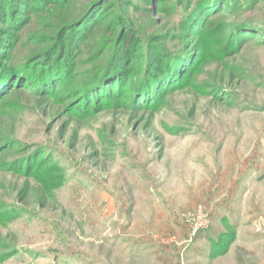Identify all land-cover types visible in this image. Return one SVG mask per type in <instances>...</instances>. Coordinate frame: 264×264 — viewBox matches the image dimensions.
<instances>
[{
	"label": "rangeland",
	"instance_id": "374dc122",
	"mask_svg": "<svg viewBox=\"0 0 264 264\" xmlns=\"http://www.w3.org/2000/svg\"><path fill=\"white\" fill-rule=\"evenodd\" d=\"M93 1L31 13L7 64L36 81L32 66L63 58ZM196 1L100 0L90 9L99 24L61 85H5L0 264H264V0L219 3L229 12L203 39L196 34L210 14L185 31ZM241 24L255 33L222 53ZM125 40L123 80L106 86L119 95L80 106V90ZM148 52L191 55L197 67L157 101L132 102L131 78ZM226 239V253L214 256V242Z\"/></svg>",
	"mask_w": 264,
	"mask_h": 264
},
{
	"label": "trees",
	"instance_id": "16d2710c",
	"mask_svg": "<svg viewBox=\"0 0 264 264\" xmlns=\"http://www.w3.org/2000/svg\"><path fill=\"white\" fill-rule=\"evenodd\" d=\"M65 1L68 0H0V21L6 23L8 27V30L3 33L4 35L0 39V92L12 79H17L18 83H20L21 80H28L29 83L36 84L40 92L43 89H51L54 84L55 87L61 85L66 80V74L69 71L68 69L74 64L73 58L78 45L86 41L95 26L99 24L97 21L96 23H91L90 20L93 21V11L90 13V9L100 0H94L90 4L87 12L76 21L75 24L78 25L77 28L73 29V27H71V40L66 45V51H64L65 49L60 50V54H62V51L64 54L62 59L60 58L59 60L57 54L55 58L50 57L46 60L43 59L41 62L32 66L36 81H29V79H32L30 73L23 70L21 71L19 68L17 69L12 65L7 64L8 58L6 56L9 52H6V50L11 43V38L13 39L16 32L27 23V19L31 13L39 11L50 2L63 3ZM219 3H225V0H197L195 4V7L197 5V9H193L191 15H187V19L185 20V31L189 34H193L196 25L199 24L198 17H201L202 15L201 18H203L207 16V14H210L207 16V19L211 17V20H208L207 22L205 21L206 24H203L205 26H203L201 33L196 34L200 39H203L206 33L203 31L204 29H208L211 21H213L212 19L218 15L229 12L222 9L223 5H219ZM9 29L14 32H10ZM254 33L252 26H246V24L242 27L238 26L234 28L230 34L231 42L227 43L221 52L227 53L231 50V46H240ZM130 49L129 40H125L123 45L119 47L118 51L115 54H112L110 60L101 67L94 82L89 87L80 90V106L84 107L89 101H92L97 108L104 105V103H106L105 101L111 100L117 95V93H113L112 96L109 91L107 92L106 86L113 84L115 81L118 82V84H121L126 69L123 64L128 58L127 53H131ZM148 54H150L152 58V54L150 52H148ZM46 56L49 57V55ZM151 58L149 60L146 59V62H144V69L141 70L140 76L138 74L135 77L131 76V91L133 93L132 102L137 103L138 100L145 101L146 99L153 100L154 102L157 101L164 92H167V90H175L186 84L187 80L194 76L193 73H195L194 71L197 67L192 65L188 67V65L191 64L190 61H192V56L185 55L184 53H178L176 55L166 54L164 56L161 54L158 55V57L156 56V60ZM135 79L137 82H135ZM230 241L231 240L226 239L221 241V243H218V241L214 242V246L216 247V253H214V256L226 253Z\"/></svg>",
	"mask_w": 264,
	"mask_h": 264
}]
</instances>
